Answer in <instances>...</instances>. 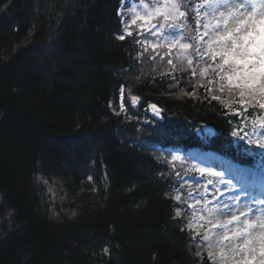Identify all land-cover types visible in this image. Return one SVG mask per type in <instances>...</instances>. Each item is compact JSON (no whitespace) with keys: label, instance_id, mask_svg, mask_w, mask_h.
<instances>
[{"label":"trees","instance_id":"16d2710c","mask_svg":"<svg viewBox=\"0 0 264 264\" xmlns=\"http://www.w3.org/2000/svg\"><path fill=\"white\" fill-rule=\"evenodd\" d=\"M120 4L0 0V264H211L189 228L192 187L180 179L191 162L166 147L245 160L230 139L239 96L201 76L194 48L192 65L173 49L176 70L167 42L164 59H148L158 41L138 44L147 23L136 15L123 25ZM183 24L193 35L191 13ZM121 85L129 104L141 100L124 112ZM152 102L161 121L143 110ZM258 116L249 110L246 122ZM202 124L215 131L208 140L196 133Z\"/></svg>","mask_w":264,"mask_h":264},{"label":"snow or ice","instance_id":"6c2138e0","mask_svg":"<svg viewBox=\"0 0 264 264\" xmlns=\"http://www.w3.org/2000/svg\"><path fill=\"white\" fill-rule=\"evenodd\" d=\"M124 3V0H121ZM191 0H183L181 4L178 0H154L150 6L144 4L146 15L141 17L148 26L143 27L141 35L147 33L149 36L156 38L158 43L152 44L154 56L148 59H154L155 56L162 55L164 50V42L166 43L167 63L173 66L176 70V65L173 63V49L179 46V55L176 57L181 62L187 60L189 65L193 64L192 53H189L190 48H194L196 63L203 61L207 67L201 71V76H206L209 73L214 77L215 83L219 84V91L227 90L230 95L239 96L240 110L232 112L233 117L240 116L242 122L233 130L230 135L234 141L238 142V146H243L246 154L264 156V116H258L251 122H245L249 110H259L264 112V0H205L203 4L197 5V31L200 24L201 9H211L213 12L219 10L220 7L227 9V15L224 12L219 13V19L211 26L207 23L203 25L205 31L198 35L195 45L181 42L184 39L183 30L185 25L181 23L182 19H186L190 14L188 4ZM185 11H181V7ZM251 9L250 11L248 9ZM117 16H121L120 10L117 11ZM155 21L154 23L152 21ZM131 36V32L126 33ZM119 40H124V34H118ZM207 38V39H205ZM141 43V41H137ZM145 44L149 41L145 40ZM207 45V47H205ZM147 52V48H145ZM143 56V53L139 54ZM192 75H196V70L193 69ZM209 83H213L212 80ZM212 91L211 88L208 89ZM189 95H192L191 93ZM213 100H220V96H212ZM109 107H114L113 101H109ZM141 103V100L135 96L131 97V104L124 94V86L121 85L119 96L120 111L131 110ZM228 108L229 105L225 104ZM148 111H151L153 117L161 116V109L155 104L149 105ZM119 115L118 112L114 113ZM251 125V132L245 131ZM231 126V125H230ZM204 132L202 126L198 129ZM209 133L211 130H208ZM243 133V134H241ZM172 160L181 159L180 156L172 155ZM188 159V157H184ZM264 167V162L261 163ZM200 178H204L207 174L210 179L205 185V192L201 196H207L209 189L213 197L212 201L205 200L204 210L209 203L219 204L218 209H211L209 215L213 211H221L224 214L236 212L240 208H246L247 211H239V214L231 215V219L218 225V227L229 232V225H241L238 230L231 231L230 235H225L222 240L225 242L221 246V253L227 247V243L235 240H242L243 243L239 248L233 247L234 252L243 251L244 259L240 264H264V189L259 193H253L248 186L241 183L239 178L226 174L228 178L222 176L221 173L210 171L206 168H199ZM40 179V177H37ZM88 179L91 181L92 177ZM220 189H223L221 191ZM193 194L189 193L191 197ZM180 200V196L175 198ZM199 203V201H197ZM191 208L192 206L189 205ZM258 212L256 219L249 221L246 219L250 214ZM12 213H9L11 215ZM181 215L180 211L176 212V217ZM191 225H189V228ZM183 231V229H182ZM254 233H257L254 235ZM196 237H192L195 239ZM204 242H208L209 236H203ZM220 243L219 241L217 242ZM257 246L259 249V258H257ZM211 247V245H209ZM104 254L109 253V248L103 249ZM251 253V256H249ZM200 255V253H196ZM208 257L215 260V255L212 251L208 252Z\"/></svg>","mask_w":264,"mask_h":264},{"label":"rangeland","instance_id":"374dc122","mask_svg":"<svg viewBox=\"0 0 264 264\" xmlns=\"http://www.w3.org/2000/svg\"><path fill=\"white\" fill-rule=\"evenodd\" d=\"M161 2H162V0H161ZM148 3L149 2H147V1H142L141 2L142 8L138 7V4H136V5H133L131 7V10L133 13H136L137 17L141 18V17L146 15V13H144V11H145L144 4H148ZM152 3H154V2H152ZM148 5L151 6L152 4L150 3ZM248 10L250 11L251 9L249 8ZM123 11L126 12L125 10H123ZM220 12H224L225 15H227V9H225L223 7H220L219 10L216 12H213V10H211V9H209L205 13L201 12V14H203V16H204V24L207 23L210 26L212 24H214L216 22V20L219 19V13ZM143 22H145V21H143ZM204 31H205V29L203 27L202 32H204ZM238 117H240V116H238ZM249 131L251 132V129ZM241 134H243V133H241ZM233 141H234V139H233ZM234 143L236 145L238 144V142H236V141H234ZM242 148H243V146H242ZM209 154L210 153H199L197 150H192L186 156L194 162V164L197 167V171L201 167L206 168L210 171H216L214 168H212V166L208 165V163H206L204 161L205 159H208ZM252 156H255V163L251 167H247V166L242 165V164L238 165L229 159H228V165L233 166V167H246V168H253L254 169L255 166L257 164L259 165V163H260V165L257 169L263 170L264 167H261V163L264 162V156H261L259 154L252 155ZM232 170L233 169H230V171H232ZM203 179H206V182H203V184L201 185L202 189H201L200 193L198 195H193L192 197H188L189 204L191 206H194V212L192 215L193 220L191 221L190 225H191V228L193 230H195L196 232L201 234L202 239H203L204 235H207V230L209 228H211V225L214 223L213 216H212V214L209 215V211H208V210L213 209L214 206H212V207L206 206V208L208 210H204V208H205L204 201L205 200L209 201V199H212V198L208 199L206 196H201V193L205 192V185L208 184V180L210 179V177L206 174ZM183 180H184V182H191L192 178L186 176L183 178ZM210 192H211V190L209 189V193ZM197 201H199V204L197 203ZM230 234H231L230 232H227V235H230ZM222 238H223V236H221L220 239H218V240H213V239H210V237H209V240L207 242L208 247H207L206 255H208L209 251H212L216 258H215V260L209 259L208 256H207V258L210 260V262L212 264H240V262L244 259V252L243 251L234 252L233 247H230V248H224L223 254H222L219 251V247H217L218 245L221 247L225 243L222 240ZM218 241L220 242L219 244L217 243ZM230 242H228L227 244H229ZM242 243L238 242L236 248H239V246ZM209 245H211V247H209ZM256 255H257V258H259L258 246H257ZM249 256H251V254H249Z\"/></svg>","mask_w":264,"mask_h":264},{"label":"bare ground","instance_id":"6f19581e","mask_svg":"<svg viewBox=\"0 0 264 264\" xmlns=\"http://www.w3.org/2000/svg\"><path fill=\"white\" fill-rule=\"evenodd\" d=\"M252 170H249V169H246L245 170V174L247 175H254L253 172H251ZM228 173V172H227ZM257 180L260 182V180L262 181V183L264 182V175L261 174ZM253 180L252 179H247L245 181H241V183H250L252 182ZM220 190H223V189H220ZM220 207L219 204H216L214 203V207L213 209H218ZM239 211H247L246 208H240L238 211L236 212H229L228 214H224L222 213L221 211H213L212 212V216H213V221L214 223L211 225V228H209L207 230V235L210 237V239H213V240H218L220 239L221 236H225L227 235V232H225L224 229L218 227V225L222 224L223 222L227 221V220H230L231 219V215L233 214H236L238 215L239 214ZM259 213L258 212H254L252 214H250L249 216L246 217V219H248L250 222L255 220L256 219V216L258 215ZM239 226H242L239 225ZM238 225H229L228 228L230 229V233L231 231H236V229L238 230ZM257 234V233H254V235ZM240 242L242 243L243 241L242 240H235V241H231L229 244H227V247L225 248H230V247H236L237 246V243ZM222 245V244H221ZM217 247H219V251L221 252V247L218 245ZM251 254V253H249Z\"/></svg>","mask_w":264,"mask_h":264},{"label":"water","instance_id":"95a60500","mask_svg":"<svg viewBox=\"0 0 264 264\" xmlns=\"http://www.w3.org/2000/svg\"><path fill=\"white\" fill-rule=\"evenodd\" d=\"M153 104V103H152ZM151 105V104H150ZM158 107V106H157ZM149 108V106H148ZM148 113L150 114L151 117H153L151 111H148ZM161 114H162V110H161ZM154 119L156 120H160L161 119V116L160 117H153ZM203 127L205 128V132H206V135L207 136H210L212 133H213V128L211 126H206V125H203ZM208 130H211L210 133Z\"/></svg>","mask_w":264,"mask_h":264}]
</instances>
